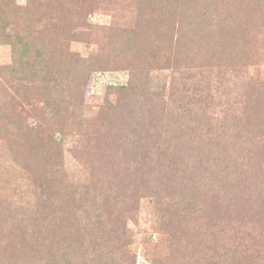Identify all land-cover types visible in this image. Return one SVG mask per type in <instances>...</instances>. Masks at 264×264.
Returning a JSON list of instances; mask_svg holds the SVG:
<instances>
[{"label": "rangeland", "instance_id": "rangeland-1", "mask_svg": "<svg viewBox=\"0 0 264 264\" xmlns=\"http://www.w3.org/2000/svg\"><path fill=\"white\" fill-rule=\"evenodd\" d=\"M14 1L20 8L29 4V16L35 21L22 23L21 29L28 30L34 26L31 33L34 35L41 30L42 22L48 21L54 30L60 29L65 33L70 31L66 42L72 53L82 59L102 56V59L97 57L100 61L99 68L88 73L82 89V101L70 108L71 114L64 115L56 108L58 115L70 125L65 126L55 118L50 127L48 124L41 126L42 135H46V131L51 128L50 136L61 145L57 150L49 148V153L58 162H50L51 165L48 164L46 169L38 173L55 171L59 175L58 172L61 171L72 183L84 182L89 169L86 168L84 159L78 156L81 150L91 145L93 153L97 154L89 157L92 160L105 159L109 152L104 151L103 146L107 142L106 136L99 138L98 148L94 142L92 144L91 135L87 134L94 131L102 111L104 115L108 111L124 107L130 110L127 122L141 123L144 121L142 114H146L147 120H152V132L162 137L158 152L167 155L165 158L168 160L177 161L180 168L172 178L173 184L181 183L178 194L172 199L167 194L160 193L164 196V201L175 207L180 202L182 187L187 185L184 191L193 192L195 189L197 192H204L201 202L199 198L196 200L205 207L208 215L214 216L215 221H218L217 217L223 214L215 206L212 198L216 192L212 190H217L216 183L221 181L214 178L205 157L213 153L220 154L233 164L240 157L243 160L254 158L253 154L256 151L260 153L264 146V51L258 52L264 43V0H230L229 4L228 0H219L215 9L209 6L204 8L205 1L208 0H191L188 14H185L181 23H177L178 30L170 26L172 22L165 25L161 23L167 18L166 11L159 4L154 6L148 0ZM81 7L84 13L78 10ZM212 20L219 21L217 43L212 38H196L195 48L190 49L192 45L189 44V37L197 36L195 32L198 28H203L204 33L210 31L211 25L215 23ZM163 25L164 29L161 28ZM39 35L38 38H45L44 34ZM249 35V40L255 43L248 44L242 50L241 44ZM135 36L141 44L150 46L147 56L149 59L146 61L138 58L134 64L137 67L132 70L125 68L119 61H111L119 54L122 56L130 42L135 43ZM247 52L261 55L263 64L259 67L248 66L251 59ZM112 53L115 56L112 57ZM227 56L232 57L231 60L227 61ZM9 63L11 47L0 46V66ZM133 73H136L135 77ZM133 81L139 90L126 96L124 93L128 92L124 89ZM38 94L10 93L4 83L0 82L2 262L12 252L13 246H8L12 241L21 239V248H27L28 244L35 246L36 238L25 232V219L22 220L20 216L23 208H29L27 202L30 194H15L19 187L16 183L8 187L6 177L10 173L22 172V163L32 157V150L28 147L32 146L35 139L28 140L21 133L25 132L26 125L36 126L41 122L40 114L44 103H38ZM76 117L84 123L83 134L78 132L79 127L72 126L71 119ZM164 125L172 126L167 128L166 134L162 130ZM176 126L180 127L178 132L181 134L179 139L182 150L189 159L181 149H175L178 157L171 154L174 143H171L170 138L173 139L176 135ZM7 129L9 132L5 134ZM13 129H18V136L12 135ZM158 158L163 162L164 168L167 160L164 157ZM252 160L251 163L254 162ZM208 168L209 172H205ZM164 172L168 175V171ZM211 178L215 181L210 182L213 189L208 187ZM193 180L200 189L192 188ZM145 190L146 188H141L140 197H133V220L130 222L132 244L128 248L129 255L109 256L107 253L110 244L105 241L103 231L108 226L103 228L101 225H94L91 219L86 225L84 246L88 251L92 247L95 250L89 255L101 254L103 264H208L212 260L213 264H264V254L260 253L264 249V194L246 193L242 202L248 200V204H243V210L238 209L235 218L243 221L241 229L232 228L235 224H224L223 227L230 228V234L213 235L214 242H209L207 222L203 224L202 231L193 233L190 228H186L181 206L179 210L177 206L164 212L161 204L153 206L151 197L143 196ZM257 198L259 200L255 201ZM164 213L167 220L163 217ZM248 216L251 217L247 221ZM103 221L106 222V217ZM193 225L198 229L197 224ZM200 241L202 242L197 245Z\"/></svg>", "mask_w": 264, "mask_h": 264}, {"label": "trees", "instance_id": "trees-1", "mask_svg": "<svg viewBox=\"0 0 264 264\" xmlns=\"http://www.w3.org/2000/svg\"><path fill=\"white\" fill-rule=\"evenodd\" d=\"M189 1L191 0H148L154 6L159 4L160 8L163 7V10L166 11L167 18L161 23L165 25L167 22H172L170 26L176 30L179 27L177 23H181L182 19L186 17L185 14H188ZM219 2V0L205 1L204 8L209 6V8L215 9ZM227 3L229 4L230 0ZM82 8L78 10L84 13ZM30 10L29 4L25 8H20L15 5L14 0H0V46L9 45L11 47V63L0 66V82L4 83L10 93H39L38 103H44L43 111L40 114L41 122L36 126L26 125L25 132L21 133L22 137L27 136L28 140L35 139L32 146L28 147L32 150V157L22 163V172L19 174L10 173L6 177L8 187L13 183L19 187L15 190V194H30V200L27 202L29 208H23V213L20 216L22 220L25 219L23 223L25 232L34 236L36 240L35 246L28 244L27 248H21V239L8 243V246H13L12 252L8 253L5 261L0 260V264H103L104 259L101 254L92 253L89 255L91 251L94 252L95 247L88 251L84 246L86 225L89 219L94 225L98 224L103 228L108 226L103 231L105 232V241L110 244L107 253L109 256L112 254L129 255L128 248L132 244L130 240V222L133 220L131 207L133 197H140L142 194L141 188H146L143 196L151 197L153 206L161 204L164 212L177 206L179 210V206H181L180 211L186 221V228H190L193 233L202 231L203 224L207 222L209 242H214L213 235L230 234V228L223 227L224 224H235L232 225V228L241 229L243 221L235 220V218L238 209L243 210V204H248V200L242 202L244 196L250 192L264 194V146L260 153L256 151L253 154L254 158L243 160L240 157L233 164L227 162L220 154L213 153V155L205 157L206 164L211 166L209 168L212 169L214 178L221 181L219 184L216 183L217 190H214L213 184L210 183L215 182L213 178L208 184L209 189L212 188V192H216L212 199H214L217 209L219 207V211L223 214L221 217H217L218 221H215V217L208 215L205 207L196 200L199 198L201 202L205 195L204 192H197L195 189L194 193L184 191L183 189H186L187 185L182 187L179 194L180 202L175 207H171L170 203L164 201V196L160 193H165L172 199L178 194L181 183L173 184L172 178L177 175L180 168L177 161L168 160L165 158L167 155L158 152L161 148L162 137L160 134L152 132L150 128L152 120H147L146 114H142V119L145 122H134L133 124L127 122L130 110L124 107L108 111L104 115L102 111V116L100 115L94 131L87 134V136L91 135L92 144L94 142L98 148L99 138L107 137L106 145L103 146L105 147L104 151L109 150V152L105 159H90L91 155L97 154L93 153L91 145L87 147L90 148V151L81 145L84 148L78 156L84 159L86 168L89 169V174L84 182L72 183L64 177L61 171L58 172L59 175L54 173L55 171L38 173V171L46 169L50 162L53 164L58 162L51 152L49 153V148L57 150L61 145L57 139L54 140L50 136L51 128L46 131V135H42L43 128L41 126L48 124L50 127L55 118L65 126L70 125L58 115L56 108L64 115L71 114L70 108L82 101V89L88 73L99 68L100 61L97 57L102 59V56L82 59L76 53H72L70 45L66 42L70 31L65 33L60 29L54 30L51 22H42L41 30L34 35L31 34L35 29L34 26L28 30L21 29L22 23L29 20L35 22L29 16ZM218 23L219 21H215L207 33H204L203 28L202 30L198 28L195 32L197 36L189 37V39L191 38L189 44L192 45L190 49L195 48L196 41L200 38L203 40L212 38L214 43H217ZM164 25L161 27L162 29H164ZM39 34H44L45 38H38ZM250 36L243 40L242 50H245L248 44L255 43L249 40ZM134 38L135 43L130 42L129 47L123 50L122 56L119 54L111 61H119L125 68L131 70L137 67L134 64L138 58L147 61L151 50L150 46L141 44L137 40V36ZM262 46L264 43L258 52L264 51ZM247 53L251 59L248 66L259 67L263 64L261 55ZM111 56H115L114 53ZM224 56L226 55L224 54ZM231 58L227 56V61ZM235 61L238 62V60ZM135 75L136 73H133L134 77ZM137 89L139 90L135 81L130 82L129 87L124 89L128 93L124 94L127 96ZM71 120L72 126L79 127L78 132L83 134L84 123L78 117ZM171 127V125H164L163 133L166 134L167 128ZM9 129L5 131V134H8ZM176 129V135L173 139L170 138V141L174 143V151L171 154L178 157L175 149L182 150V144L179 139L181 134L178 132L180 127L176 126ZM12 135L18 136V129H13ZM183 152L185 153V151ZM152 155H157V157H152ZM158 157H164L167 160L164 168L162 167L163 162ZM186 158L190 157L186 154ZM252 159L254 162L251 163ZM201 163L203 164V160ZM209 168L205 172H209ZM164 171H168L166 172L168 175H165ZM161 172L164 174L159 175ZM191 186L200 189L194 180ZM104 217H106V222L103 221ZM163 217L167 220L166 213L163 214ZM249 217L251 216L247 217V221L250 220ZM193 223L197 224L198 229L194 227ZM154 230L158 229L154 228ZM229 238L231 243L232 237ZM237 241L239 242V238ZM201 242H197V245ZM260 253L264 254V249H261ZM208 264H213V260Z\"/></svg>", "mask_w": 264, "mask_h": 264}]
</instances>
